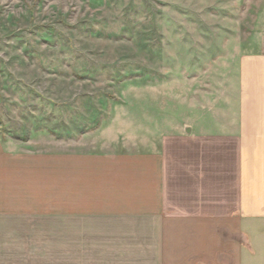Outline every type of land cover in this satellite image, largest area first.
<instances>
[{"label": "crops", "instance_id": "0c3cea01", "mask_svg": "<svg viewBox=\"0 0 264 264\" xmlns=\"http://www.w3.org/2000/svg\"><path fill=\"white\" fill-rule=\"evenodd\" d=\"M247 37L225 104L157 149L15 156L0 142V247L33 248L34 264H264V27Z\"/></svg>", "mask_w": 264, "mask_h": 264}, {"label": "rangeland", "instance_id": "374dc122", "mask_svg": "<svg viewBox=\"0 0 264 264\" xmlns=\"http://www.w3.org/2000/svg\"><path fill=\"white\" fill-rule=\"evenodd\" d=\"M263 27L264 0H0V142L15 156L157 149L225 104L231 50ZM13 242L0 264H34Z\"/></svg>", "mask_w": 264, "mask_h": 264}]
</instances>
